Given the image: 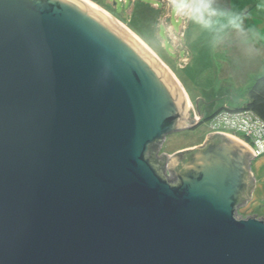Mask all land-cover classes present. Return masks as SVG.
<instances>
[{"label": "water", "instance_id": "95a60500", "mask_svg": "<svg viewBox=\"0 0 264 264\" xmlns=\"http://www.w3.org/2000/svg\"><path fill=\"white\" fill-rule=\"evenodd\" d=\"M199 120L92 2L0 0V264H264V219L236 216L254 152L214 132L158 155Z\"/></svg>", "mask_w": 264, "mask_h": 264}, {"label": "rangeland", "instance_id": "374dc122", "mask_svg": "<svg viewBox=\"0 0 264 264\" xmlns=\"http://www.w3.org/2000/svg\"><path fill=\"white\" fill-rule=\"evenodd\" d=\"M88 1L124 25L159 58L179 82L201 121L194 129L167 136L158 148L159 156L202 145L211 134L209 119L205 118L227 106L238 108L248 88L264 74V21L252 22L253 17L249 22L244 20L245 33L241 34L227 26L226 16L210 18L212 23L205 27L177 15L173 0ZM252 8L241 13L254 16ZM250 48L258 51L249 52ZM224 133L248 142L241 134ZM165 172L168 176L167 169ZM242 214L238 210V215Z\"/></svg>", "mask_w": 264, "mask_h": 264}, {"label": "crops", "instance_id": "0c3cea01", "mask_svg": "<svg viewBox=\"0 0 264 264\" xmlns=\"http://www.w3.org/2000/svg\"><path fill=\"white\" fill-rule=\"evenodd\" d=\"M195 2H199V0H188V3ZM214 2L221 6V11H231V8L236 7V12H244L246 9H248V7H253L250 11H253V14L255 15L247 16L244 14V16L246 15L244 20L249 22L253 17L252 22L264 21V0H214ZM214 18L216 20L218 17ZM254 28L255 26H252V29ZM245 101L238 107H241L243 104H245ZM251 174L254 178V188L251 192V198L247 200L245 205L240 209L245 213L244 215L242 214L244 217H252L254 215L259 219H264V153L253 158L251 163Z\"/></svg>", "mask_w": 264, "mask_h": 264}, {"label": "built area", "instance_id": "2783aa9c", "mask_svg": "<svg viewBox=\"0 0 264 264\" xmlns=\"http://www.w3.org/2000/svg\"><path fill=\"white\" fill-rule=\"evenodd\" d=\"M209 124L211 133L241 134L247 139L246 145L252 149L256 156L264 153V122L251 112L228 110L227 108L215 114ZM236 216L244 218L242 215H238V211Z\"/></svg>", "mask_w": 264, "mask_h": 264}, {"label": "clouds", "instance_id": "9594fccd", "mask_svg": "<svg viewBox=\"0 0 264 264\" xmlns=\"http://www.w3.org/2000/svg\"><path fill=\"white\" fill-rule=\"evenodd\" d=\"M220 7L214 0H199V2L195 3H187L184 0H173L172 2V8L177 15H181L195 23L202 24L205 27H208L212 23L210 18L226 16L228 18L227 26H230L238 33L244 34L243 21L245 16L241 12L221 11ZM252 51L257 52L258 50L250 48L249 52Z\"/></svg>", "mask_w": 264, "mask_h": 264}, {"label": "trees", "instance_id": "16d2710c", "mask_svg": "<svg viewBox=\"0 0 264 264\" xmlns=\"http://www.w3.org/2000/svg\"><path fill=\"white\" fill-rule=\"evenodd\" d=\"M245 104L238 108L227 107L228 110H241V111H249L254 114L257 118H259L262 122H264V74L260 75L254 83L248 88L246 93ZM225 110V108H222ZM216 112L209 115V117L205 118V120L209 121L215 116ZM203 120V121H205ZM156 146L154 147V149ZM164 164L162 165V167Z\"/></svg>", "mask_w": 264, "mask_h": 264}]
</instances>
